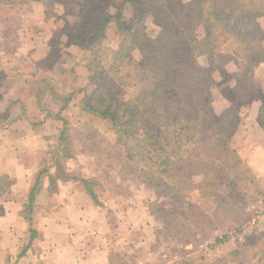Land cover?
Returning a JSON list of instances; mask_svg holds the SVG:
<instances>
[{"label":"rangeland","instance_id":"rangeland-1","mask_svg":"<svg viewBox=\"0 0 264 264\" xmlns=\"http://www.w3.org/2000/svg\"><path fill=\"white\" fill-rule=\"evenodd\" d=\"M100 1L102 4V0ZM103 1L104 4L100 6L104 7L101 9L102 17H94L95 12L91 11L98 7L95 0L92 6L90 4L87 16L76 27H70L74 42L87 49L55 51L44 66H29L27 70L30 76L42 79L49 76L50 69L56 63L55 69H58L57 74L61 79L59 87L63 96L69 99L64 110H61L64 101L55 106L52 99H40V106L46 107V111L50 113L45 115L43 121L42 114H30L31 119L44 124L43 128L40 124L37 132L46 142L44 154L47 166L50 154L58 145L59 131L63 127L62 121L55 117L60 114L66 121L68 147L61 149V152L56 150V153L62 156L70 154L72 159L59 158L63 160L66 169L95 184L94 189L101 201L98 208L108 224L111 264H264V178L252 171L249 163L242 161L232 148L233 135L230 140L227 138L230 133L229 122L240 119L243 107L259 100L264 106V32L258 35L256 43L262 49L251 48L250 56L244 63L241 73L243 71L245 76H240L238 64L232 63L224 68L231 61L227 62V59L234 58V45L229 43L221 48L225 64L221 69H213V81L206 94L207 110L215 124V133H210L208 143L197 140L196 144H185L182 149L187 155L194 150H203L202 158L205 159L207 150L217 147L218 143L213 138L216 134L222 137V143L227 144L230 150L228 153L218 151L214 158L212 168L217 179L213 186L208 187L203 180L204 175L198 173L184 199L176 202L170 198L172 193L165 186H155L156 183L149 186L143 182L145 173L149 171L155 173V177L164 176L163 168L158 167L157 156L154 155L148 161L147 165L154 164L152 170H143L144 164L137 159L134 163L129 162L126 150L115 135L113 124L87 111L86 107L97 104L100 97L115 93L118 104L115 105L120 107L116 110L120 115V126L128 114L125 103L134 94L132 89L123 86L122 80H129L126 78L129 71L138 79L141 74L138 67L141 53L138 49L130 53L131 59L127 67L117 66L109 71L114 52L121 41L117 32L110 33L106 30V33H110L106 41L91 42V30L109 19L111 13L108 2L112 0ZM125 1L135 6V18L138 19L142 11L147 12L143 26L149 37L153 38L159 31L153 22L158 9L168 14L176 5L181 6L190 0ZM216 2L221 6L227 0ZM122 14L123 25L128 26L132 19L131 13L124 10ZM259 23L264 31V20L260 18ZM198 29L202 31L201 28ZM92 58L98 60L89 61ZM31 61L32 59L29 63ZM197 61L213 68L208 65L206 56L197 58ZM216 61L217 64L222 63L219 56ZM88 64L89 67L86 66ZM97 69L100 70L105 87L94 93L97 82L93 72ZM85 93L90 96L85 98ZM146 101L152 102L149 97ZM153 127L154 133H157L158 126L153 124ZM170 150H173V145ZM187 155L185 161L190 159ZM172 162L170 173L175 174L181 169L180 176H188L184 175L183 165L180 166L174 159ZM51 163L54 164L53 161ZM198 184H203L201 193L194 190ZM169 221L171 224H168Z\"/></svg>","mask_w":264,"mask_h":264},{"label":"crops","instance_id":"crops-1","mask_svg":"<svg viewBox=\"0 0 264 264\" xmlns=\"http://www.w3.org/2000/svg\"><path fill=\"white\" fill-rule=\"evenodd\" d=\"M94 2L14 0V4H0V264H111L107 220L81 183L59 180L52 189L50 179L44 177L32 223L23 215L46 159V142L37 132L44 124L31 119L30 114H42L43 121L48 112L40 106V99H52L56 106L57 97L64 95L56 63L42 79L30 76L27 70L44 66L55 51L87 49L74 42L70 27L87 16ZM103 4L97 0L98 7L91 9L94 17L103 16ZM130 4L125 0L108 2L107 31L119 34L117 24L124 26V10L131 13L132 23L136 10ZM109 32L99 41H106ZM232 63L237 65L231 60L224 68ZM262 108L260 100L243 107L231 146L264 178ZM49 173L54 176L56 170ZM31 229L37 232L32 242ZM24 248L27 250L20 256Z\"/></svg>","mask_w":264,"mask_h":264},{"label":"trees","instance_id":"trees-1","mask_svg":"<svg viewBox=\"0 0 264 264\" xmlns=\"http://www.w3.org/2000/svg\"><path fill=\"white\" fill-rule=\"evenodd\" d=\"M3 3L14 4V0H0V4ZM174 8L168 14L158 9V15L153 22L158 26L159 31L153 38L149 37L143 26L147 16L146 11H142L141 16L135 18L129 26L117 24L121 41L114 52L109 71L117 66L127 67L131 59L129 55L133 50L138 49L141 53L138 66L141 72L140 78H135L132 71H129L126 77L129 80H122L123 86L134 92L130 100L125 103L128 109L125 122H121L119 126L120 115L116 110L120 107L117 108L115 105L117 104L115 93L100 97L97 104L86 108L87 111L113 124L116 129L115 135L126 150V158L129 162L134 163L137 159L139 163L144 164L143 170L146 168L152 170L154 164L147 165L148 161L152 160L154 155L157 156L158 167L163 168L164 176L155 177V173L149 171L145 173L143 182L149 186L154 183L155 186H165L166 190L172 193L170 198L181 202L192 186L196 174H203L207 186H213L214 180L217 179L212 168L214 158L219 152L228 153L230 150L227 144L222 143V137L216 134L213 138L218 143L217 147L208 149L205 159L202 158L203 150H194L187 155L182 147L189 143L196 144L197 140L208 143L210 133H215V124L207 110L206 94L213 81V69H221L225 64V60L221 57V48L229 43L234 45L232 51L234 58L229 57L227 62L236 59L241 77L245 76L241 70L250 56L251 48L262 49L261 45L257 46L256 43L258 35L264 32L259 23V19L264 15V0H227V3L221 6L216 0H190ZM108 23L109 20H106L91 30L93 43L105 38ZM201 56H206L208 65H212L213 68L200 64L197 58ZM217 56L222 60L221 64H217ZM86 66L89 67V64ZM93 76L97 82L94 93H98L105 87L101 81L100 70H95ZM238 86L240 88V82ZM86 96L90 95L85 93L84 97ZM148 97L152 100L151 103L146 101ZM57 100L64 101L61 110H64L69 103L67 96L57 97ZM55 117L62 121L63 127L59 131L58 145L48 159V166L45 159L46 164L37 174L24 206L23 215L30 223L33 220L36 196L43 186L44 177L50 179L52 189L57 188L59 180L81 183L94 203L101 206L98 193L94 189L95 184L90 179L71 174L63 160H59L62 157L65 158L64 160L72 159V156L56 153V150L61 152V149L68 147V138L66 121L60 114ZM261 120L264 121V106L261 109ZM239 122L238 118L229 122L228 140L231 139ZM153 124L158 126L157 133L153 131ZM171 145L173 150H170ZM185 155L190 159L185 161ZM172 159L180 166H184V175L188 176H180L181 169L175 174L170 173ZM52 161L54 164L51 163ZM53 169L56 170L54 176L49 173ZM202 187L203 184H198L194 190L201 193ZM168 224L171 222L169 221ZM30 234L32 242L37 232L31 229ZM26 250L27 248H24L20 256Z\"/></svg>","mask_w":264,"mask_h":264}]
</instances>
